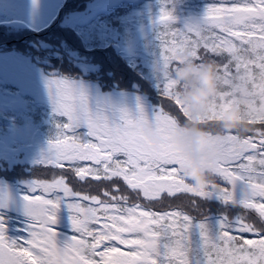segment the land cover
Returning <instances> with one entry per match:
<instances>
[{
    "label": "snow or ice",
    "instance_id": "1",
    "mask_svg": "<svg viewBox=\"0 0 264 264\" xmlns=\"http://www.w3.org/2000/svg\"><path fill=\"white\" fill-rule=\"evenodd\" d=\"M172 13L162 10L158 22L174 21ZM213 29H219L222 35H216ZM204 32L213 35L205 38ZM177 34L181 40L166 50L168 54L159 57L157 67L168 68L172 61L178 63L184 51L203 61L201 47L205 55L228 57L222 67L218 66V72L220 89L228 85L230 90H220L208 124L240 105L249 124L264 125V0H232L229 4L212 5L202 20L173 33ZM192 34L198 38L189 39ZM232 64L235 76L231 75ZM253 68L257 71L253 72ZM157 80L160 92L174 101L187 121L193 120V114L174 94L176 82L170 77L157 76ZM47 88L55 113L66 117V121L57 125L56 143L64 146L55 150L51 146L44 164L63 168L67 163L79 182L88 178L120 180L130 193L149 201L159 200L164 194L169 198L193 194L209 201L219 200L224 205H239L242 211L231 219L221 214L213 229L209 216L193 223L189 215L179 210L158 213L143 209L139 203L129 205V196L121 194L120 186L114 183L110 189H102L100 195H89L74 191L63 176L50 183L34 181L32 194L43 191L48 198L24 197L26 215L31 220L28 239L8 237L4 218L0 216V264H264V238L252 240L239 235L264 233V129H254L253 135L243 138L235 133L222 137L214 134L213 144L221 147L222 155L211 167L231 185V191L228 188L217 191L214 185L198 190L181 176L183 158L172 145L155 146L144 132L149 123L162 134L176 127L179 120L163 107L149 115L141 104L133 114L127 108L102 101L93 111L87 92L78 84L52 78L47 81ZM78 129L87 132L71 137L70 144L65 143L66 130ZM237 188H248L251 197L235 203L232 192ZM81 201H89L90 206ZM64 204L71 213L72 231L79 235L57 244L54 226ZM247 210L258 214L261 228L245 219ZM177 218L183 221L179 232L175 226ZM238 240L242 242L237 243ZM120 246L132 250L122 251Z\"/></svg>",
    "mask_w": 264,
    "mask_h": 264
},
{
    "label": "trees",
    "instance_id": "2",
    "mask_svg": "<svg viewBox=\"0 0 264 264\" xmlns=\"http://www.w3.org/2000/svg\"><path fill=\"white\" fill-rule=\"evenodd\" d=\"M92 1L93 0H68L65 6L61 8L62 10L59 18L51 26L37 34L35 32H29L25 38L22 37L20 39L8 41L10 45L6 48L18 50L27 56L45 54L44 56L47 57L50 54L56 53L58 55H52L51 58L52 60H57L61 74L68 75V71L65 69L72 72L77 70L75 74H80V70L74 65L71 55L67 52V50L72 47L80 56L90 58L92 62L99 66L100 70L95 74L96 76L90 75L88 77L96 79L97 82L104 83V86L109 84L110 88L117 86L125 89H138L152 96L162 107H172L175 105L174 101L160 92L158 88L159 82L155 74L159 57L162 58L164 55L168 54L166 50L173 43L181 40L180 35H173V33L182 32L186 27L184 24L186 20L191 18L203 19L210 6H221L232 2V0H143L138 4L125 2L110 12L99 14L87 25L78 26L74 30L70 29L68 31L62 29L63 27H59V22H61L68 13L81 10L85 4ZM162 10L168 12L173 11L172 15H174L176 19L171 22H158ZM146 31L148 32L146 36L140 38V34ZM213 32L216 35H222L219 29H213ZM213 32H204L202 35L208 38L213 35ZM197 38L195 34L189 36L191 40ZM33 41L38 44L43 42H54L56 44L59 43V45L55 44L54 48L43 49L39 48L37 45L34 46L30 44V42ZM73 43H78L80 48L73 46ZM236 43L239 44V41H236ZM58 46H62L60 51L58 50ZM63 46H67V49L63 50ZM28 48H32V50L29 51ZM130 49H134V53L128 55L127 52ZM199 53L203 56V61H213L217 66L221 67L228 59L227 55L217 56L211 53L205 55V49L203 47L199 49ZM175 64L176 61H172L170 67ZM229 67L231 75L235 76V65L232 64ZM255 71L257 70L253 68V72ZM243 72L244 69L241 68V74ZM162 87L163 84L161 83V89ZM220 90H230V88L228 85H223ZM0 95L6 98L13 95L19 96V91L13 85L2 83L0 79ZM21 98L24 102L22 106L16 107L15 109H0V140L15 134L17 130L27 128L37 130L45 141L56 143L59 134L57 125L65 122L66 117L58 116L50 106L37 103L31 96H22ZM256 103L259 105V100H257ZM174 108L175 113L171 110L172 114L178 118L179 122H186L187 118L178 110V106H174ZM251 127L253 129H264V125L260 123L251 125ZM86 132V129H78L75 132L66 130L65 143H71V137H79ZM248 134H252V132ZM32 143V140L26 141L28 145ZM20 144H22V142L14 144L13 146L18 147ZM118 158L123 159V157ZM42 167L43 166L37 168L33 167L32 169L28 167L30 171L26 173L32 172L36 176H42L44 179L53 177L50 171L54 169ZM168 167L170 168L171 166ZM232 170L235 171V166H233ZM56 171L61 176H69L68 180L70 183L77 184L74 186V190L81 194L100 195L101 190L105 189L104 186L113 182L94 181L91 180V178H88L85 182H79L78 178H73L72 171L67 164L63 168L56 169ZM14 173H16V178L19 179L20 175L24 174L23 167L17 169ZM8 174L2 175L0 180L13 186L16 192L23 198L33 195L29 189H25L18 185ZM216 182L219 187L228 188L229 191H231L230 185L221 177L217 176ZM36 195L48 198L43 192H38ZM101 199L106 198L101 196ZM135 199L137 200L136 203H139L145 210L158 213L173 210L182 211L191 217L193 223L200 222L206 216H209V223L213 229L216 228L218 218L221 214L227 215L231 219L234 218L238 212L242 211L239 205L233 206L231 203L224 205L219 200L209 201L196 196H189L187 200L185 199L184 201L181 199L185 202V204L181 203L183 205H173L171 202L173 199L171 198H163L162 200L151 203H145L137 196H135ZM81 203L84 206H90L89 201H81ZM127 203L129 205L136 204ZM60 211L64 218L70 222L71 213L66 204L61 206ZM0 216L4 218L8 237L13 240H25L29 238L28 229L31 224L29 217L5 210L0 213ZM166 223H172V221H166ZM175 226L177 232H179L183 226L182 219L177 218ZM93 227H95V225H93ZM64 232L68 233L69 237L72 235H79L74 233L69 227L64 228ZM239 235L245 239L252 240L264 238V233H262L261 236L250 233H242ZM241 242L240 240L237 241V243ZM120 247L122 251L132 250L124 246ZM93 258L99 259V257ZM213 258H215L214 253Z\"/></svg>",
    "mask_w": 264,
    "mask_h": 264
},
{
    "label": "rangeland",
    "instance_id": "3",
    "mask_svg": "<svg viewBox=\"0 0 264 264\" xmlns=\"http://www.w3.org/2000/svg\"><path fill=\"white\" fill-rule=\"evenodd\" d=\"M67 1L68 0H0V79L2 83L13 85L19 91V96L13 95L6 98L0 95V109H15L24 104L21 98L22 96H31L37 103L48 105L54 111L53 103L47 88V81L52 78L68 79L81 86L90 98V105L93 111L96 110L98 102L102 101H109L118 108H127L133 114L137 113L138 107L141 104L149 115L158 107H162L152 96L138 89H125L117 86L110 88L109 84L104 86V83L97 82L96 79H91L88 76L98 73L100 70L99 66L92 62L90 58L80 56L72 47L67 50V52L71 55L74 65L80 70V74H75L77 70L72 72L67 69L65 70L68 71V75L61 74L57 60H52L51 58V56H55L56 53L50 54L47 57L44 56L45 54L27 56L18 50L6 48L10 45L8 41L20 39L22 37L25 38L29 32H35L37 34L51 26L59 18L62 10L61 8L65 6ZM142 1L143 0H93L85 4L81 10L68 13L64 19L59 22V27H63L62 29L68 31L70 29L74 30L78 26L87 25L99 14L110 12L125 2L138 4ZM200 20L202 19L191 18L184 21V24L188 25L189 23H196ZM147 33V31L141 33L140 38L145 37ZM30 44L34 46L37 45L39 48L43 49H51L55 47L56 43L43 42L38 44L33 41L30 42ZM56 45H59V43ZM73 46L80 48L78 43H73ZM58 47L60 51L62 46ZM65 49H67V46H63V50ZM28 50L31 51L32 48H28ZM131 53H134V49H130L127 52L128 55H131ZM174 106L176 105L172 107L163 106V109L166 113L172 114L171 110L175 113ZM172 115L174 116V114ZM248 135H253V133L247 134L246 136ZM29 140L33 141L30 145L26 144V141ZM19 142H22V144L18 147L13 146ZM51 146L52 150H55L57 147H63L64 144L58 145L57 143L47 142L37 130L27 128L17 130L15 134L0 140V177L9 173L8 175H10L9 177L12 180L25 189H29V191L34 181L50 183L54 180L53 178L59 179L61 175L56 171L58 168L51 164L43 163L50 153ZM66 164L67 163H65V165ZM39 166L54 169L50 171L53 177L44 179L42 176H36L32 172L26 173L30 171L28 167L32 169L33 167L37 168ZM21 167H23L24 174L20 175L18 179L14 171ZM63 177H65L67 184L74 190V186L77 184L70 183L68 180L69 176ZM112 183L120 186L121 194L129 196V203H136V195L130 193L123 182L113 181ZM112 183L105 185L104 188L110 189ZM38 192L43 191H37L33 195H36ZM44 194L48 196V194ZM189 196L194 195L177 194L175 198H171L173 199L171 202L173 205H183L185 204L183 201L185 199L187 200ZM139 198L145 203L158 201H149L142 196ZM163 198L170 199L167 194H164L159 200ZM256 199L259 200L260 198L257 197ZM26 203L25 199L16 192L13 186L0 180V213L5 210L27 216ZM257 217L258 214L255 213L254 210H247L245 219L253 221L257 228H261L262 225ZM66 227L72 230L70 222L64 218L62 212L59 210L57 213V224L54 226V231L56 232L55 242L57 244L70 238L69 234L64 232V228ZM37 239L39 238L37 237Z\"/></svg>",
    "mask_w": 264,
    "mask_h": 264
},
{
    "label": "clouds",
    "instance_id": "4",
    "mask_svg": "<svg viewBox=\"0 0 264 264\" xmlns=\"http://www.w3.org/2000/svg\"><path fill=\"white\" fill-rule=\"evenodd\" d=\"M178 61L168 68L156 67L155 74L170 77L176 82L174 94L194 119L184 123L178 121L176 127L169 128L166 134L157 131L151 123L145 125L144 132L155 146L172 145L173 150L183 158L181 176L191 186L207 190L214 185L220 191L222 188L216 182L217 175L211 165L222 155V149L213 144V135L222 137L235 133L243 138L254 129L240 105L231 107L208 124L213 102L220 94L218 66L213 61L197 60L188 51L182 52ZM251 195L248 188H237L232 192L233 201L237 204Z\"/></svg>",
    "mask_w": 264,
    "mask_h": 264
}]
</instances>
